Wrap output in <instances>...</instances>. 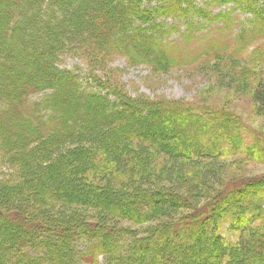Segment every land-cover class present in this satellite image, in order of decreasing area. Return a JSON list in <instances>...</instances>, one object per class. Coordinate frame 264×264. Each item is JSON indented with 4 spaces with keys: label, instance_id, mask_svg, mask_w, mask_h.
Masks as SVG:
<instances>
[{
    "label": "trees",
    "instance_id": "1",
    "mask_svg": "<svg viewBox=\"0 0 264 264\" xmlns=\"http://www.w3.org/2000/svg\"><path fill=\"white\" fill-rule=\"evenodd\" d=\"M197 1L0 0V150L10 163L33 168L38 174L34 177L37 183L20 184L18 193L23 196L34 192L42 196L40 204L32 205L35 207L31 213L16 203L5 207L6 190L0 182V223L14 222L27 229L0 228V264H81L95 262L98 253L106 256V264H176L180 251L184 249V255L185 249L193 245L197 252L192 258L187 256V264H247L248 259L249 264H264L263 229H248L251 234L247 239L245 236L239 239L238 251L224 243L210 244L204 250L200 248L201 239L213 234L205 227V221L212 215L231 211L233 216L243 219L252 211L247 203L255 196L257 189L253 188L249 190L252 195L243 197L244 189L242 192L239 187H224L218 197L207 203V209L167 228L157 229L155 237L161 240L156 245L145 241L141 250L130 240L118 246L115 240L124 236L119 229L102 225L100 230L98 223L80 224L79 219L56 218L50 221L45 217V204L57 200L69 202L65 197L68 191L74 194L71 197L74 204H84L82 202L88 198L93 208L100 207L110 216H129L133 220L140 214L145 217L144 206H153L154 212L161 200L174 205V196L142 189L141 183L148 173L142 169L145 157L131 152L130 148L138 142L149 146L150 155L156 151L166 154L165 141L170 135L164 131L172 126L175 128L171 132L173 139L182 138L184 132L181 133L178 125L182 120L191 125L193 113L170 107L171 110L159 102L130 98L92 74L87 77L93 85L85 84L74 70L63 68L60 63L77 41L93 38L102 47L111 44L142 62L166 64L172 62L168 53L171 48L188 42V38H202L192 37L194 28L215 24L211 31L226 33L238 21L231 17V12L212 14L205 9L218 0H203L204 7H198ZM223 1L250 15L245 19V26L241 24L242 30L235 33L239 44L246 45L264 35V0ZM167 17L182 21L185 29L179 35L181 40H168L175 27L163 22ZM207 51L210 49L198 54ZM39 93L43 96L33 98ZM253 99L264 112V82L258 83ZM176 110L178 112H173ZM219 116L211 115L205 123H214ZM195 129L200 133L193 137L192 157L193 153L201 155L202 141L207 138L204 129L197 126ZM215 131L220 133V130ZM216 137L211 138L215 141ZM81 139H96L92 141L98 146L79 147L67 152V156L54 153L63 143ZM95 149L103 153V161L96 162L97 167L93 166ZM111 160L114 163L111 164ZM101 165L105 168L101 169ZM97 178L99 181L95 182ZM200 178H203L201 174L195 189L202 191L205 182ZM76 187L82 189L75 191ZM85 191L90 195L86 196ZM261 192L264 193V189ZM230 196L236 205L232 210L227 205ZM138 207L139 215L133 212V216L126 210ZM97 234L101 236L97 238ZM213 236V240L219 238L215 232ZM80 237L90 243L83 252L75 245ZM172 239L175 246L169 251L164 241Z\"/></svg>",
    "mask_w": 264,
    "mask_h": 264
},
{
    "label": "rangeland",
    "instance_id": "2",
    "mask_svg": "<svg viewBox=\"0 0 264 264\" xmlns=\"http://www.w3.org/2000/svg\"><path fill=\"white\" fill-rule=\"evenodd\" d=\"M196 5L204 7L203 0H198ZM205 9L212 14L220 11L231 12V17L238 21H235L226 33L211 31L215 24L194 28L192 37L195 35L202 38L198 40L188 38V42L177 45V48H171L168 51L172 61L170 63L159 65L142 62L118 51L111 44L102 47L93 38L77 41L78 44L73 46L71 52L62 56L60 63L63 68L74 70L75 74L86 82L85 84L93 85L87 77L92 74L130 98L159 102L171 110L179 108L184 113H193L191 125L186 120H182L178 125L181 133L184 132L182 138L173 139L171 132L175 128L173 129L172 126L171 129L168 127L170 129L167 130L168 132L164 131L165 134L170 135L165 141L167 155L158 151L150 155L152 150L150 151L149 146L146 144L141 146L138 142L130 148L131 152L142 153L145 157L146 163H143L142 169L148 173L141 183L142 189L147 192L160 191L164 195L170 194L169 197L174 196L176 199L173 200L174 205L161 200L154 212L151 210L153 206H144L145 217L140 214L133 220L129 216H110L100 207L93 208L89 206L88 198L82 199L84 204H74L71 202L74 194L68 191L65 197L70 199L69 202L57 200L45 204L47 211L45 217H48L46 219L50 221L55 218L66 221L79 219L80 224L82 222V224H100V230L103 226L108 229H119L124 236L115 240L118 246L126 245L130 240L136 243V249L141 250L145 241L156 245L161 240L155 237L157 229L167 228L178 220L207 209L208 202L218 197L224 187L231 186L234 189L239 187L242 192L244 189L243 197L252 195L250 189H257L252 201L247 203L250 204L248 207L252 211L250 213L247 209L249 213H246L243 219L233 216L231 211L229 214L219 211L214 217L212 215L205 221V227L209 232L213 234L215 232L219 238L213 240V237L216 238L213 234L211 237L206 236V240L202 238L201 250L208 249L210 244L214 246V243L215 245L224 243L231 250L238 251L239 239L243 236L247 239L248 234H251L248 229L264 230V193L261 192V189H264V112H261L253 99L258 83L264 82V35L246 45H241L236 40L235 33L242 30L241 24L245 26V19L250 17L249 13L240 11L232 7V4L224 3L223 0H218L217 4ZM163 22L175 27L170 32L168 40H181L179 35L185 29L182 21L167 17ZM204 24L208 23L204 22ZM204 49L210 51L198 54ZM42 96L43 93H39L33 98ZM211 115L221 116L215 119L214 123L213 121L210 124L205 123ZM164 123L167 124L168 121ZM196 126L204 129L207 138L202 141L204 145L200 149L201 155L193 153L194 157H192L193 137L200 133L196 131ZM215 130H220V133ZM216 135L217 140L213 141L211 137ZM92 140L96 139L63 143L54 153L60 152L67 156V152H73L79 147L82 149L98 146ZM93 153L95 160L93 166L97 167V163L103 161V153L98 149ZM148 155L150 156L146 157ZM112 163L114 162L111 160ZM100 168L105 167L101 165ZM204 172L206 173L203 174ZM199 173L203 176L200 179L205 182L202 191L195 189ZM37 175L33 168L21 167L13 161L10 163L7 155L0 150V182L4 183L3 188L6 190L3 205L9 207L7 205L10 203L13 205L16 203L21 209H29L31 213L32 208L35 207L32 205L34 202L40 204L42 196L34 192L22 196L18 193V188L20 184H29V182L32 184ZM98 181L97 178L95 182ZM81 189L76 187L75 191ZM85 192L86 196L90 195L89 191ZM228 201L230 210L236 208L232 196ZM129 209H126L127 212L132 213L133 216L134 213L137 215L140 213L139 207L133 211ZM246 218L249 220L246 221ZM8 227L11 230L27 231L25 227H19L14 222L0 223L1 229ZM99 236L101 235L97 234L96 237ZM89 244L86 239L80 237L75 245L79 252H83ZM164 245L170 251L175 246V242L173 239L167 240L164 241ZM183 250L180 251L176 264H187V256L192 258L197 252L195 245L187 249L188 251L185 249L184 255ZM27 252L33 253L32 250ZM250 261L248 259L246 263L249 264ZM106 262V256L98 253L95 262L86 261L81 264H106Z\"/></svg>",
    "mask_w": 264,
    "mask_h": 264
}]
</instances>
